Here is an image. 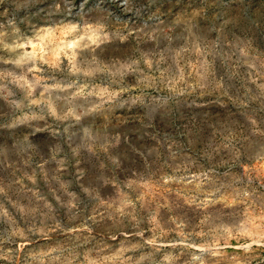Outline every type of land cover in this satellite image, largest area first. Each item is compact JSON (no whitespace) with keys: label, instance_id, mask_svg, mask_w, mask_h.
<instances>
[{"label":"rangeland","instance_id":"rangeland-1","mask_svg":"<svg viewBox=\"0 0 264 264\" xmlns=\"http://www.w3.org/2000/svg\"><path fill=\"white\" fill-rule=\"evenodd\" d=\"M0 264H264V0H0Z\"/></svg>","mask_w":264,"mask_h":264},{"label":"bare ground","instance_id":"bare-ground-1","mask_svg":"<svg viewBox=\"0 0 264 264\" xmlns=\"http://www.w3.org/2000/svg\"><path fill=\"white\" fill-rule=\"evenodd\" d=\"M124 10V9H123ZM122 12H124V11H122ZM156 41V40H155ZM71 42V41H70ZM157 42V41H156Z\"/></svg>","mask_w":264,"mask_h":264}]
</instances>
